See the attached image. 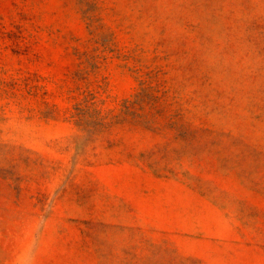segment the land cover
Listing matches in <instances>:
<instances>
[{"label": "rangeland", "instance_id": "rangeland-1", "mask_svg": "<svg viewBox=\"0 0 264 264\" xmlns=\"http://www.w3.org/2000/svg\"><path fill=\"white\" fill-rule=\"evenodd\" d=\"M0 264H264V0H0Z\"/></svg>", "mask_w": 264, "mask_h": 264}]
</instances>
